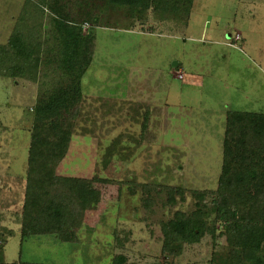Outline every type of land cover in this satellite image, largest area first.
<instances>
[{
  "label": "rangeland",
  "instance_id": "rangeland-1",
  "mask_svg": "<svg viewBox=\"0 0 264 264\" xmlns=\"http://www.w3.org/2000/svg\"><path fill=\"white\" fill-rule=\"evenodd\" d=\"M27 1L45 12L37 81L0 78L5 261L119 264L121 256L125 264H253L230 246L213 201L230 114L264 111V25L251 20L263 0H194L188 15L164 17L109 0H59L58 13L51 0H0V45L16 31ZM62 17L80 24L83 37L94 35L81 80L60 67L53 19ZM62 93L72 98L69 107L38 122L36 108ZM39 126L72 132L57 175L78 193L74 244L47 236L22 241ZM169 189L176 190L174 205ZM200 207L209 231L197 244L164 253V226Z\"/></svg>",
  "mask_w": 264,
  "mask_h": 264
},
{
  "label": "trees",
  "instance_id": "trees-1",
  "mask_svg": "<svg viewBox=\"0 0 264 264\" xmlns=\"http://www.w3.org/2000/svg\"><path fill=\"white\" fill-rule=\"evenodd\" d=\"M193 1L109 0L111 5L118 8L126 7L134 13L152 9L163 17L178 15L181 10L188 15ZM58 2L51 0L49 9L57 12L55 8ZM44 16L40 4L26 2L16 31L6 44L0 45V78L37 81L43 48ZM53 21L60 33V67L81 80L91 64L88 44L89 38H94L93 32L90 37H83L81 25L68 17ZM71 99L63 93L62 96H54L47 105L36 108V120H45L47 115L60 116L69 107L67 104L71 103ZM71 137L70 129L59 126L48 130L39 126L34 132L22 219V241L45 236L63 244L77 241L78 193L67 185L66 178L57 175V168L70 148ZM169 191L168 203L174 205L176 198L173 193L176 190ZM213 207L216 220L226 230L230 246L241 250L247 261L264 264V255L260 256L264 251V111L230 114L224 142L223 172ZM206 216L208 213H204L201 207L191 215L178 212L164 226L163 252L175 254L176 245L199 243L202 235L209 231L203 222ZM3 236L0 232V264H25L5 261L3 246L6 247L7 243H2ZM117 260L119 264L126 261L121 256Z\"/></svg>",
  "mask_w": 264,
  "mask_h": 264
},
{
  "label": "crops",
  "instance_id": "crops-1",
  "mask_svg": "<svg viewBox=\"0 0 264 264\" xmlns=\"http://www.w3.org/2000/svg\"><path fill=\"white\" fill-rule=\"evenodd\" d=\"M255 7L256 6H253L254 15H253V17H251V20H253V22H256L258 24L262 23V25H264V0L260 2V4L257 6V8H255ZM261 9H263V10L259 11ZM260 13H263V14H260Z\"/></svg>",
  "mask_w": 264,
  "mask_h": 264
},
{
  "label": "built area",
  "instance_id": "built-area-1",
  "mask_svg": "<svg viewBox=\"0 0 264 264\" xmlns=\"http://www.w3.org/2000/svg\"><path fill=\"white\" fill-rule=\"evenodd\" d=\"M237 40H239V39H237Z\"/></svg>",
  "mask_w": 264,
  "mask_h": 264
}]
</instances>
